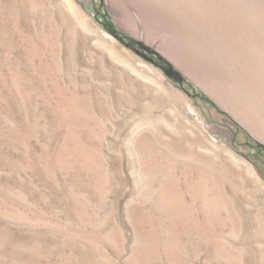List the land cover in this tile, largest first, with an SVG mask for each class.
Masks as SVG:
<instances>
[{
    "label": "rangeland",
    "instance_id": "rangeland-1",
    "mask_svg": "<svg viewBox=\"0 0 264 264\" xmlns=\"http://www.w3.org/2000/svg\"><path fill=\"white\" fill-rule=\"evenodd\" d=\"M239 11L264 25V0H0V264H264Z\"/></svg>",
    "mask_w": 264,
    "mask_h": 264
},
{
    "label": "crops",
    "instance_id": "crops-1",
    "mask_svg": "<svg viewBox=\"0 0 264 264\" xmlns=\"http://www.w3.org/2000/svg\"><path fill=\"white\" fill-rule=\"evenodd\" d=\"M236 12V11H235ZM240 11L226 22L222 38L233 40V87L227 103L234 121L264 145V25L240 18ZM208 32L215 28L205 29ZM229 51L225 50L224 52Z\"/></svg>",
    "mask_w": 264,
    "mask_h": 264
},
{
    "label": "bare ground",
    "instance_id": "bare-ground-1",
    "mask_svg": "<svg viewBox=\"0 0 264 264\" xmlns=\"http://www.w3.org/2000/svg\"><path fill=\"white\" fill-rule=\"evenodd\" d=\"M190 188L191 186L187 185L186 194L188 195L190 200L195 201L197 199L194 197L195 194L190 191Z\"/></svg>",
    "mask_w": 264,
    "mask_h": 264
}]
</instances>
